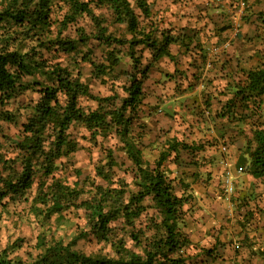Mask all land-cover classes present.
<instances>
[{"label": "trees", "instance_id": "obj_1", "mask_svg": "<svg viewBox=\"0 0 264 264\" xmlns=\"http://www.w3.org/2000/svg\"><path fill=\"white\" fill-rule=\"evenodd\" d=\"M60 3L66 11L53 20ZM103 10L109 24L125 25L129 38L108 31L107 18L97 13ZM81 16L92 30L76 29L75 38L63 35ZM0 31V106L26 92L35 94L16 136L1 137L0 218L10 204L25 203L41 228L40 253L34 259L7 258L4 249L0 264H201L195 261L200 253H190L193 245L185 232L191 197L184 190L178 194L175 178L164 167L180 150L198 149L173 138L164 142L152 164L143 160L132 127L140 118L148 67L123 84L117 72L120 49L126 48L133 63L136 48L149 50L154 61L171 59L169 47L181 37L153 20L148 0H0ZM90 42L102 47L99 59L92 57ZM81 62H88L92 79L109 83L110 95L92 92L82 80ZM243 76L241 83L225 87L234 91L225 109L237 102L260 108L264 63ZM261 117L252 123L251 139L236 164L256 180H264V113ZM0 120L16 124V115L0 110ZM111 140L115 144L109 145ZM81 141L99 147L103 157L80 180L82 171L71 161L84 147ZM118 152L124 156L120 161ZM71 175L74 181H69ZM241 204L247 207L242 201L237 206ZM70 216L79 221L73 223L75 235L68 243L47 235L49 223L72 222ZM84 239L108 246L111 254L73 249ZM213 250L202 252L212 257Z\"/></svg>", "mask_w": 264, "mask_h": 264}, {"label": "rangeland", "instance_id": "obj_2", "mask_svg": "<svg viewBox=\"0 0 264 264\" xmlns=\"http://www.w3.org/2000/svg\"><path fill=\"white\" fill-rule=\"evenodd\" d=\"M148 0L153 20L162 21L163 27H171L173 35L176 37L205 38L208 36L206 32H201L197 25H201L203 11L207 9H216L222 5L228 7L231 11H235V7L239 1L246 3L243 16L240 19V28H244L240 32L242 41L236 42V46L232 48L236 53L242 49L246 51L244 57L246 62L235 61L229 64L225 61L223 68L219 69L220 60L217 55H208L213 48L203 46L205 42H196L189 49L181 48V56L179 59L169 60H153L149 50L136 48L134 50L133 59L137 62L133 63L132 59L127 55L126 48L120 49V62L117 72L120 74L119 83L123 84L128 81L129 75L134 74L137 78L140 74L138 71L148 67L146 77L141 84L143 98L139 106L140 118L134 123L132 132L140 137L142 143V158L152 164L157 158L162 145L171 135V127L163 124L164 117H168V108L170 105V97L181 94L182 102L185 103L190 98L187 93L196 91L200 98L199 105L192 103L194 106L190 114L184 112L180 115L184 130L178 136V141L185 142L188 146L193 145L198 150L179 151L177 158L170 159L165 162L164 167L170 178H175V186L181 194L184 190L191 200L186 206L187 227L186 233L195 235L197 240L192 242L193 253L201 252L203 249H211L215 247L216 241L222 236L217 229L225 227L223 242L226 233L231 235V230L235 226V219L241 217L246 211L244 204L233 205L231 214L228 213L226 203L220 198L222 194V168L219 163L221 157V148H227V161L237 167L238 162L245 153L246 143L251 139L252 123L258 115L264 113V96L260 108L255 110L250 104L236 103L229 104V108L225 109V101L233 97V90L225 88L239 84L243 81V72L249 69H255L264 63V0ZM58 5V4H57ZM59 7H54L51 15L52 19H61L66 9L60 3ZM248 12V16L245 14ZM107 18L106 24L109 22L108 13L103 10L97 12ZM231 16V14H230ZM230 21V19H229ZM192 23V24H191ZM191 24L193 28H189ZM184 25V26H183ZM195 25V26H194ZM83 29L86 33L92 30L91 22L85 16L78 17L74 25H70L63 35L76 37L75 30ZM192 29L191 33L187 32ZM108 31L115 36L129 38L130 35L126 31L125 25H115L108 23ZM2 31H0V35ZM199 40V39H198ZM174 45V44H172ZM177 45V44H176ZM92 48L91 54L95 59L101 56V46H97L95 42H90ZM203 46V47H202ZM212 47V46H211ZM215 47V46H214ZM88 50V47L86 48ZM173 51L175 48H172ZM82 51H86L83 49ZM204 51V53L202 52ZM192 53L199 56L203 64L207 65L206 71L202 70L201 75L195 77L193 73L196 65L185 60L184 56ZM205 55V56H204ZM203 56V57H202ZM228 57V56H227ZM79 61V56H75ZM224 59V57H223ZM62 61V58L59 59ZM64 63V62H63ZM188 63L190 65H188ZM174 64V67L167 69V66ZM188 65V67H187ZM175 68V69H174ZM174 69V70H173ZM82 80L89 84L91 90L95 94L101 96L110 95V85L101 84L100 80L92 79L90 76V67L88 62L80 63ZM225 70V71H224ZM31 80L32 78H26ZM179 92V93H178ZM121 93V92H120ZM185 94L187 96H185ZM124 97L126 94H122ZM35 98L33 92H26L15 101L0 106L1 111H12L16 115V124H10L0 120V143H3L7 137H15L20 124L24 122L30 114V100ZM191 99V98H190ZM90 103L83 102V105ZM184 105V104H182ZM250 105V106H249ZM177 114V113H176ZM223 114V116H222ZM190 120V121H189ZM209 121L212 122V131L207 129ZM175 138V136H174ZM177 139V138H176ZM84 147L75 153L72 157L71 164L82 171L81 180L84 175L93 172L94 165L103 157L99 147H92L86 141H81ZM109 145L115 144L114 140L108 142ZM118 160L124 156L122 152H118ZM239 159V160H238ZM126 166L130 165L126 160ZM75 176L71 175L69 181H74ZM179 181L183 185H187L184 189L180 186ZM238 182V183H237ZM250 184L248 192L260 193L264 198V180H251L245 173L236 174L234 176L235 193L242 185ZM241 195H244L243 188L240 189ZM27 205L25 203L10 204L1 214L0 218V253L5 249L7 258H17L23 261L34 259L40 249L36 247L38 235L40 234V226L36 219L28 214ZM1 210V208H0ZM54 219V218H53ZM245 219V218H244ZM72 222L55 221L49 223L47 235L55 240L61 239L65 245L75 235V226L73 223L78 222L77 218L70 216ZM220 222V225L218 224ZM253 226V222H251ZM264 234V230H262ZM204 238V242L202 241ZM16 243L15 248H10ZM195 246V247H194ZM196 248V249H195ZM73 249L84 253H99L100 255H110L111 250L104 244H97L93 240H78Z\"/></svg>", "mask_w": 264, "mask_h": 264}, {"label": "crops", "instance_id": "obj_3", "mask_svg": "<svg viewBox=\"0 0 264 264\" xmlns=\"http://www.w3.org/2000/svg\"><path fill=\"white\" fill-rule=\"evenodd\" d=\"M226 2L227 1H223ZM204 16L201 18L202 23L201 25H197L196 28H200L201 32H206L208 36L205 38H195L191 37V35H188L187 37H181L174 45H170L169 51L171 54V59L167 57H161L160 60H165L168 63H170L169 60L180 59L181 56L177 55L178 53H181L180 49L185 48L189 49L191 45L195 44L196 46L198 43L204 41L205 45H203L206 49L209 48H216L221 49L223 43L230 42V47L226 49V51H219V57H217V60H220L219 69L223 68V63L225 61L229 62V64L237 62L238 60L241 62H246V57H244L246 51L242 52V49L239 50L238 53H236L232 48L236 46V42L238 45L240 44L238 41H242V38L240 37V32H243L245 29L240 28L238 34L235 36V29L234 25L231 24V21L229 19L231 18L230 13L228 11L227 6H220L216 9H207L203 11ZM233 20V19H232ZM192 24V23H191ZM191 24H188L189 28H193ZM184 26V25H183ZM195 26V25H194ZM192 29H188L187 32L189 34L191 33ZM177 44V45H176ZM202 46V47H203ZM212 46V47H211ZM215 46V47H214ZM172 48H175L173 51ZM204 53V51H202ZM209 55V53H208ZM205 56V55H204ZM228 56V57H227ZM203 57V56H202ZM224 57V59H223ZM185 60L187 62H191L196 65L195 70L197 71L193 73L195 77H198L201 75L202 70L206 71L207 65L203 64L202 60H200L199 56H196L192 53H189L187 56H184ZM188 63V65H190ZM174 64H171L167 66V69H170ZM187 65V67H188ZM175 69V68H174ZM173 69V70H174ZM172 70V68H171ZM225 71V70H224ZM229 87L228 85H226ZM179 93V92H178ZM196 91H189L187 95L190 96L189 99L186 100L185 103L182 102L183 96L181 94H171L172 96L170 99V105L168 108V117L167 115L164 117L163 124L171 127V139L177 138L182 133L184 128L181 125V121L179 120L180 115L184 112H187L188 114L193 111L195 104L199 105L200 98L198 95H196ZM185 94V96H187ZM192 103H195L194 105ZM184 104V105H182ZM177 113V114H176ZM190 121V120H189ZM212 122L209 121V124L206 125L208 127L207 129H210L212 131ZM170 140V139H167ZM238 162H235L237 164ZM251 180H256L249 176ZM238 183V182H237ZM250 184L246 186L242 185L240 186L244 190V195H241L240 189L236 190V196L239 201V203L245 202L246 212L241 217H238L235 219V226L231 230V235L229 233H226L225 241L228 243L227 246L224 245L223 242V235L225 232V227H222L220 229H217L220 233H222V236L216 241L215 247L213 250L212 257H205V255H202L201 252L200 256L197 257L195 261L201 262V264H264V234L262 230H264V198L260 193H253L248 192ZM246 214V215H245ZM252 215V216H251ZM245 218V219H244ZM252 218V219H251ZM219 221V225H220ZM253 222V226L251 224ZM189 240L191 243L194 240H197V237L195 235H189L187 233ZM201 242H204L205 239L202 238ZM237 241V243L240 245L239 250L233 249L234 243ZM233 243V245H231ZM193 245V244H192ZM231 245V246H230ZM230 246V247H229ZM195 247V246H194ZM196 249V248H195ZM192 251L193 248L191 247L190 253L195 254ZM203 261V262H202Z\"/></svg>", "mask_w": 264, "mask_h": 264}, {"label": "built area", "instance_id": "obj_4", "mask_svg": "<svg viewBox=\"0 0 264 264\" xmlns=\"http://www.w3.org/2000/svg\"><path fill=\"white\" fill-rule=\"evenodd\" d=\"M245 8H246V3L244 1H239L235 7L234 12L229 9V13L231 14L230 21H231V24L234 25L235 36L238 34L240 30L239 22H240L241 17L243 16V11ZM229 47H230V42H225L223 43L221 49H217V47L213 48L211 50V53H209V55H217L219 51L224 52ZM208 64L209 63L206 62V65ZM220 152H221V157L219 158V163L221 164V168H222V174H221L222 194L220 198L226 203L228 213L231 214L233 205L236 206L239 203L236 193H235L234 176L236 174H242L244 170L241 166L235 167L229 161H227L228 152H227L226 147H222ZM231 245H233V243ZM233 249H235L236 251L240 249V245L237 243V241L234 243Z\"/></svg>", "mask_w": 264, "mask_h": 264}]
</instances>
